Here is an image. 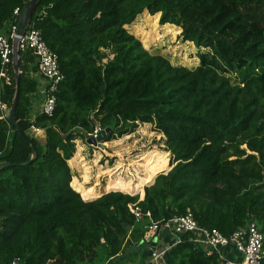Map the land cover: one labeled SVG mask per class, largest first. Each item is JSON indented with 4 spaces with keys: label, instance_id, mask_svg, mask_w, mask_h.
<instances>
[{
    "label": "trees",
    "instance_id": "trees-1",
    "mask_svg": "<svg viewBox=\"0 0 264 264\" xmlns=\"http://www.w3.org/2000/svg\"><path fill=\"white\" fill-rule=\"evenodd\" d=\"M27 1L0 0V35ZM144 11L206 49L199 65L148 53L125 28ZM32 26L57 54L63 80L53 111L32 119L36 57L18 51L15 122L25 140L1 109L15 93L12 65L10 84L0 86V162L14 164L0 170V264H95L100 252L99 264H116L131 246H147L149 221H136L129 204L153 222L189 209L199 227L227 238L251 221L264 234V0H38ZM150 29L157 37L155 21ZM140 124L163 135L169 164L166 153L151 151L142 182L110 180L104 190L111 192L100 196L83 186L87 176L72 179L76 140L100 128L110 129L109 142ZM33 128L44 130L43 143ZM32 149L36 159L19 166ZM160 264L221 262L184 234Z\"/></svg>",
    "mask_w": 264,
    "mask_h": 264
},
{
    "label": "rangeland",
    "instance_id": "rangeland-1",
    "mask_svg": "<svg viewBox=\"0 0 264 264\" xmlns=\"http://www.w3.org/2000/svg\"><path fill=\"white\" fill-rule=\"evenodd\" d=\"M158 20L159 14L155 18V15H150L144 11L137 16L132 24L125 26V28L141 42L142 47L148 53L160 55L172 65L184 66L190 69L198 66L200 62L197 54L207 50L197 49L190 42H182L179 36L180 32L176 31L175 27L165 28L158 23ZM153 21H155L157 37L150 33V26ZM35 77L40 82L39 76L35 75ZM229 78L232 82L237 81L236 76L233 74H230ZM102 144L105 147L88 144L86 139L76 140L75 153L67 162L72 179L82 182L84 176H87V182L83 186L85 188L93 186L99 195L111 192L104 190L110 180L122 178L132 183L142 182L149 173L145 157L151 151L166 153L168 164L171 160L170 153L165 150L164 137L155 130L153 124H140L133 133L117 140L103 141ZM171 167L172 165H170ZM109 171L112 172L108 173ZM158 174L160 173H157L154 178ZM114 192L122 191L115 190ZM122 193L138 195L140 199L137 192ZM101 255L100 252L95 264H99ZM116 264H128V261H120Z\"/></svg>",
    "mask_w": 264,
    "mask_h": 264
},
{
    "label": "built area",
    "instance_id": "built-area-1",
    "mask_svg": "<svg viewBox=\"0 0 264 264\" xmlns=\"http://www.w3.org/2000/svg\"><path fill=\"white\" fill-rule=\"evenodd\" d=\"M20 11L19 8L13 10V18L9 24L7 34L0 35V86L2 84H10L8 67L12 65V40L16 34L17 16ZM17 48L18 51L30 50L36 57L38 73L47 83L41 112L50 114L55 106V94L58 86L63 80V74L59 69L58 56L43 41L40 31L32 26V19L24 35L20 38ZM1 109L6 111L4 105H1ZM33 129L39 130L37 128ZM99 131L100 128H96L91 136L95 137ZM96 145L99 146V143L97 142ZM128 208L136 221L141 220L143 216L149 221L145 227L144 234L147 248H151V242H158V237L164 229H168L169 233L173 237H176L173 244L166 249L154 250L149 258V264H160L164 252L181 242V236L184 234L196 246L207 250L212 247V251L217 253L221 264H260L261 258L264 255V234L253 221L249 222L244 228L238 229L232 236L227 238L215 229L209 230L199 227L189 209L184 214L173 216L166 221L153 222L150 214L148 212L142 213L136 204H129ZM143 242L141 241L140 244ZM230 246L234 247L242 255L240 260H227L218 253L221 248ZM212 251H206V253L209 254ZM17 261L14 260L12 264H17Z\"/></svg>",
    "mask_w": 264,
    "mask_h": 264
},
{
    "label": "water",
    "instance_id": "water-1",
    "mask_svg": "<svg viewBox=\"0 0 264 264\" xmlns=\"http://www.w3.org/2000/svg\"><path fill=\"white\" fill-rule=\"evenodd\" d=\"M37 1L38 0H28L24 4V6L22 7L20 13L17 16L16 34L12 40V49H13V52H12V68H13V72L15 74V83L16 84H15V93L13 96L12 103H11L10 107L6 110L5 116H6L7 122L14 127L15 132L22 139H24V137H23L17 123L15 122V110H16L18 97H19V70H18V48H17V46H18V42H19L20 38L24 35L25 31L27 30V28L31 22L33 13H34L36 5H37ZM109 132H110V129L100 130L95 137L90 136L87 139V143L95 145L98 142L99 146L103 148V147H105V145L102 143L104 141L106 134H108ZM25 142L28 143V141H25ZM36 157H37V153L34 149H32L31 158L28 161L19 164V166L29 165L30 163H32L36 159ZM13 165L14 164L9 163L7 161H1L0 162V170L3 168L11 167ZM171 168H169V170L167 172H169L171 170ZM167 172H163V173L165 174ZM130 230H131V227L126 226V231L130 232ZM162 233L167 234V233H169V230L164 229L162 231ZM126 239H127V235H124L122 238V243H125ZM174 239H176V237H174ZM137 247H139V246H131L130 248H128L127 252L117 256L116 262H118L121 259L127 258L129 255H131L132 253H134L136 251ZM156 247H157V243L151 242V248H147L144 250H138V254L143 255L146 258H150L152 255V252L157 249ZM210 249L212 250L213 248L210 247ZM169 251H170V249H167L164 252V254L162 255L163 259L166 257V255L168 254Z\"/></svg>",
    "mask_w": 264,
    "mask_h": 264
},
{
    "label": "crops",
    "instance_id": "crops-1",
    "mask_svg": "<svg viewBox=\"0 0 264 264\" xmlns=\"http://www.w3.org/2000/svg\"><path fill=\"white\" fill-rule=\"evenodd\" d=\"M35 75L39 76L40 82H39V85L37 88V96L34 95L31 99V117H32V119L36 116V114L41 112L42 104L44 101V92H45V89L47 86L46 80L38 72L35 74H32V77L37 79L35 77ZM29 134L33 135L41 143H43L45 140L44 130L31 129L29 131ZM100 195H102V194H100ZM143 196H144V190H143ZM143 196L140 197L141 200L143 199ZM173 241H174V237L172 236V234H170V233L163 234V236L158 237V242H157L156 248L158 250L166 249L167 247H169L170 245L173 244ZM144 249H147V247L146 246L137 247L135 253L134 254L132 253V255L128 258V260H127L128 264H149V258H146L143 255L138 254V250H144ZM202 249L205 252L206 251H212L210 248L208 250L204 249V248H202ZM218 253L221 254L227 260H235L236 261V260H240V258L242 257V255L232 246L221 248L218 251Z\"/></svg>",
    "mask_w": 264,
    "mask_h": 264
}]
</instances>
